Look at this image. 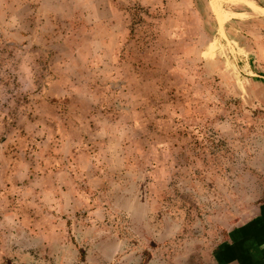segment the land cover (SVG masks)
Wrapping results in <instances>:
<instances>
[{"label":"rangeland","instance_id":"374dc122","mask_svg":"<svg viewBox=\"0 0 264 264\" xmlns=\"http://www.w3.org/2000/svg\"><path fill=\"white\" fill-rule=\"evenodd\" d=\"M248 3L0 0V264H214L264 208Z\"/></svg>","mask_w":264,"mask_h":264},{"label":"crops","instance_id":"0c3cea01","mask_svg":"<svg viewBox=\"0 0 264 264\" xmlns=\"http://www.w3.org/2000/svg\"><path fill=\"white\" fill-rule=\"evenodd\" d=\"M249 224L237 227L213 252L214 264H264V208Z\"/></svg>","mask_w":264,"mask_h":264},{"label":"bare ground","instance_id":"6f19581e","mask_svg":"<svg viewBox=\"0 0 264 264\" xmlns=\"http://www.w3.org/2000/svg\"><path fill=\"white\" fill-rule=\"evenodd\" d=\"M208 1L209 4L211 5L212 11L214 12L217 22L221 23L223 15L218 4L219 0H208ZM248 6L252 10V12L256 14L264 15V6H258L251 3H248Z\"/></svg>","mask_w":264,"mask_h":264}]
</instances>
